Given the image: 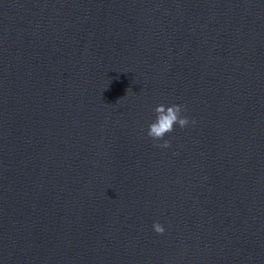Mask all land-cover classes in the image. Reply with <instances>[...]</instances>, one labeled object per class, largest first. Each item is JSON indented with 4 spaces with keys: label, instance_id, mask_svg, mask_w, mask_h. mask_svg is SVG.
Returning <instances> with one entry per match:
<instances>
[{
    "label": "water",
    "instance_id": "water-1",
    "mask_svg": "<svg viewBox=\"0 0 264 264\" xmlns=\"http://www.w3.org/2000/svg\"><path fill=\"white\" fill-rule=\"evenodd\" d=\"M0 264H264V0H0Z\"/></svg>",
    "mask_w": 264,
    "mask_h": 264
},
{
    "label": "clouds",
    "instance_id": "clouds-1",
    "mask_svg": "<svg viewBox=\"0 0 264 264\" xmlns=\"http://www.w3.org/2000/svg\"><path fill=\"white\" fill-rule=\"evenodd\" d=\"M154 112L155 117L148 123L146 130V135L154 141H159L164 133L173 131V124L179 128H184L189 123L188 117L181 114L182 106L178 104L157 105ZM168 146V140H164L163 143L158 145L161 148H167ZM152 230L157 234H161L164 232V227L160 223L154 222Z\"/></svg>",
    "mask_w": 264,
    "mask_h": 264
}]
</instances>
